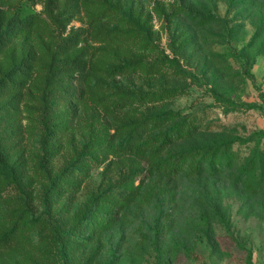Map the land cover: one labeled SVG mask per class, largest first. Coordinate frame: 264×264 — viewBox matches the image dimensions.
Instances as JSON below:
<instances>
[{
  "label": "rangeland",
  "instance_id": "374dc122",
  "mask_svg": "<svg viewBox=\"0 0 264 264\" xmlns=\"http://www.w3.org/2000/svg\"><path fill=\"white\" fill-rule=\"evenodd\" d=\"M113 2L127 16L145 18L151 13V48L127 46V49L163 69L157 72L139 69L135 73L108 76L107 64L127 51L121 46L106 55L100 48L102 43L94 37L95 22H90L86 11L77 13L65 35L72 28L81 33L83 39L76 50L84 48L88 57L94 55V64L107 77L111 99L117 97L114 86H119L145 95L147 101L143 103L140 99L120 111H107L99 96L86 90L80 101L53 102L52 123L58 124L59 129L51 139L54 154L46 155L47 169L53 175L61 173L86 146L119 140L120 132L128 130L124 124L131 118L170 110L197 115L212 130L202 131L199 141L192 145H210L216 137L233 139V148L242 161L251 156L256 146L264 148V0ZM18 8L46 16L44 0H0V10L10 12ZM173 11H177L175 15H171ZM209 14L214 15L210 23H197L200 17ZM104 21L113 26L126 24L119 17ZM38 51L41 56L43 52ZM41 74L45 70L39 65L29 88L34 95L16 102L10 100L11 94L0 97V104L8 102L13 106L1 112L4 119L0 123V146L14 179L4 192L5 197H11L16 206L24 200L28 205L32 202L35 217L42 220L50 216L58 221L61 230H66L80 211L107 188L134 186L138 194L117 213L112 226L83 229L85 245L74 250L58 247L41 238V231L34 229V246L30 248L28 237L21 251L26 264H264V185L257 193H248L239 178L242 174L239 164L234 170L220 174L199 177L182 174L175 178L154 172L152 159L144 154L100 150L97 154L100 159L91 160L86 175L77 177L81 180L80 188L65 190L48 209L43 201L45 186L34 171V164L45 157L41 144L42 85L37 83ZM153 90L164 93L153 96ZM221 96L241 105L243 110H226ZM67 122V129L60 131ZM210 201L222 206L223 222L208 223L202 217L201 208ZM46 224L45 221L42 228L50 236L54 229ZM5 263L20 264V261Z\"/></svg>",
  "mask_w": 264,
  "mask_h": 264
},
{
  "label": "trees",
  "instance_id": "16d2710c",
  "mask_svg": "<svg viewBox=\"0 0 264 264\" xmlns=\"http://www.w3.org/2000/svg\"><path fill=\"white\" fill-rule=\"evenodd\" d=\"M44 2L43 12L46 16L25 8L10 12L0 10V97L11 94L10 100L16 102L26 95H34L30 85L35 78V69L39 65L40 68H44L45 74L39 76L37 83L42 85L39 89H42L40 96L44 104L41 117V144L45 157L42 156L40 161L34 164V171L45 186L43 201L48 209L65 193V190L70 188L75 191L80 188L81 180L77 177L85 176L91 163L100 159L97 155L99 151L105 149L144 154L152 159L154 172L175 178L182 174L189 177L220 174L234 170L239 164L242 172L239 178L248 193H257L259 187L264 185V148L261 145L256 146L245 161H242L234 150L233 139L216 137L213 144L192 145L191 143L199 141L202 131L212 130L206 128L205 121L199 116L185 115L172 110L146 114L136 120L131 118L132 120L124 124L128 130L125 133L120 132L119 140L110 139L106 143L86 146L61 173L53 175L46 166L48 161L46 155L54 154L51 152L54 149L51 139L56 137L54 135L59 129L58 124L52 123L55 119L54 112L51 111L53 102L80 101L86 90L95 97L99 96L107 111H120L127 104L130 105L140 99L143 103L147 101L145 95L119 86H114L117 97L111 99L110 92L107 91L109 86L107 77L102 75L98 65L94 64V55L88 57V50L84 48L76 50L83 39L80 38L81 33L72 28L65 35L68 25L77 13L86 11L90 22H95L94 37L102 43L100 48L106 55L111 51L116 52L121 46L127 51L117 59L113 57V61L107 64L108 76L135 73L139 69L157 72L163 68L156 63H148L142 54H135L127 49V46L151 48L153 43V31L149 25L151 13L145 18L141 15L127 16L113 0H44ZM174 3L181 9L180 4ZM176 12H171V15H175ZM117 17L125 20V26L119 24L113 26L104 21L115 20ZM213 18L214 15H204L197 23H210ZM38 49L43 52L41 56ZM43 60L45 61L42 62ZM163 93L164 90L151 92L153 96ZM220 98L226 110H243L241 105L233 100L225 96ZM6 107L13 108L8 102L0 104V123L4 119L1 112L7 109ZM68 124L67 122L62 125L60 131L67 129ZM3 151L0 146V264L3 261L7 264L6 260L14 259L20 261V264H26L21 251L26 246L28 237L30 248L34 246L32 239L34 229L41 231V238L51 240V243L60 248L74 250L82 247L87 239L81 235L83 229L98 230L112 226L117 213L130 205L138 194V188L134 186L107 188L92 199L90 206L80 211L72 226L61 230L58 221L50 216L42 220L35 217L32 202L28 205L24 200L16 206L11 197H5L4 192L12 185L14 179ZM221 207L219 203L211 201L208 204L204 203L201 208L202 217L208 223L212 220L223 222ZM45 221L47 227L54 229L50 236L42 228ZM30 257L36 259L33 254Z\"/></svg>",
  "mask_w": 264,
  "mask_h": 264
}]
</instances>
